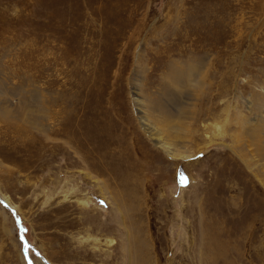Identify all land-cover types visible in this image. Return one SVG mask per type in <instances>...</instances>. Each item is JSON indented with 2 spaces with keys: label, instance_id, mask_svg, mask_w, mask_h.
Returning <instances> with one entry per match:
<instances>
[{
  "label": "rangeland",
  "instance_id": "374dc122",
  "mask_svg": "<svg viewBox=\"0 0 264 264\" xmlns=\"http://www.w3.org/2000/svg\"><path fill=\"white\" fill-rule=\"evenodd\" d=\"M0 82V264H264V0H0Z\"/></svg>",
  "mask_w": 264,
  "mask_h": 264
},
{
  "label": "bare ground",
  "instance_id": "6f19581e",
  "mask_svg": "<svg viewBox=\"0 0 264 264\" xmlns=\"http://www.w3.org/2000/svg\"><path fill=\"white\" fill-rule=\"evenodd\" d=\"M42 52V51H41ZM59 58V57H58ZM44 59V58H43ZM157 69V68H156ZM156 69L155 68H152L151 70H150V74H153L155 71H156ZM167 70H168V72L167 73H169V76H170V78H172V82H171V85L174 87V88H184L185 86H189L190 84H192V81L193 82H195L196 84L198 83L197 81H198V77L200 76V74H201V70H199V69H195L194 71H193V79L192 80H190V79H188L187 78V73L185 72V70L184 69H182V68H179L178 66L176 67V66H174V65H170V66H168V68H167ZM74 71H75V68L74 69H72V72L74 73ZM191 71V70H190ZM97 83V82H96ZM96 83H94V86L96 85ZM0 84H1V82H0ZM21 89V88H20ZM15 90V89H14ZM24 91V90H23ZM3 95V89H1L0 88V95ZM16 95V94H15ZM44 95V94H43ZM42 95V96H43ZM46 95V94H45ZM41 95H39V96H37V95H35V98H34V103H32L31 101H30V103H23V101L22 102H18V104H19V109H18V111H17V115H23L24 116V119H27V120H29V119H31V116L33 115V114H35V112H36V114L37 113H39V116H38V119H39V121H40V123L38 122V121H34V122H32V126L34 127V128H36V129H38L39 130V128L41 129V130H43V125L46 123V121H47V118H48V116H47V113H46V109L47 108H49V106H48V104L49 103H46V98L45 97H40ZM32 98V97H31ZM142 99V97H141V95L140 94H138V95H136V98L134 99V102H135V104L136 105H138L137 107H136V112H137V114H138V119L140 120V126H141V128H142V132L150 139V140H152L153 142H154V144L158 147V148H160V149H162L169 157H180V156H189L190 154H186V153H180V152H177V149H176V147H175V144H174V142H172V141H170L169 140V138L168 137H165L163 134H162V132L160 131V128H158V126H156L155 125V123L152 121V119H151V115H150V113L148 112V110H150V111H152V112H154V111H156L155 109H152V108H148V106H146L144 103H143V101L141 100ZM21 101V100H20ZM48 101H50V100H48ZM71 101V100H70ZM69 101V104L71 105V102ZM2 102V101H1ZM60 102L56 99V102H55V106L57 107L58 106V104H59ZM61 103H63V101H61ZM92 103H94V102H92ZM91 103V104H92ZM52 104V103H51ZM74 105H75V103L73 104V106H72V108L71 109H73V112H71V113H68V116H69V118H70V121L72 120V118L74 117V119L76 118V121L74 122L73 121V125H75L76 126V122H77V125H78V121L79 120H81L82 119V116H83V114H84V111H82V110H80V111H78V114H77V116L78 117H76V116H74L72 113H74ZM87 108V107H86ZM84 109V108H83ZM89 109V108H88ZM99 109V108H98ZM156 109H157V107H156ZM23 110V111H22ZM79 110V109H78ZM65 111V107L63 106V107H61V109H55V111H54V113H53V117L56 119V123H57V126L59 127V126H61V123H62V119H63V116L60 118L58 115H62V113ZM75 111H77V110H75ZM87 113H88V111H86ZM90 113L93 115V117H92V115H88V117L87 118H89V117H92V118H94V121L95 122H98V121H100V119H99V117L101 116V115H103V114H101V112H98L97 110H94V111H90ZM102 113H103V111H102ZM174 114H180L181 113V110H180V108H177V109H175L174 110V112H173ZM0 114L2 115V116H4V117H9V116H11L10 114H9V110H8V108H7V106L4 104V103H0ZM67 116V115H66ZM180 116H182V114H180ZM84 117V116H83ZM65 118V117H64ZM101 118V117H100ZM86 120V119H85ZM30 123V122H29ZM75 126H73V128H75ZM62 128V127H61ZM54 129V128H53ZM56 129V128H55ZM52 130V129H51ZM61 130V129H60ZM45 131H46V129H45ZM44 131V132H45ZM58 130L56 129V132H57ZM47 132V131H46ZM61 132V131H60ZM49 133V132H48ZM138 141H139V139L138 138H135V141H134V143L135 142H137L138 143ZM48 144V143H47ZM54 148H55V154L57 155L59 152H62V153H64V150H63V147L61 146V145H59V144H57V145H55L54 146ZM58 150V151H57ZM56 155H54V156H56ZM69 158V157H68ZM63 159V158H62ZM140 241H141V239H140ZM139 241V242H140ZM145 241V240H144ZM130 242H133V241H130ZM135 243V245H136V243H137V241L136 242H134ZM144 243V242H143ZM131 244V243H130ZM147 243H145V245H146ZM123 245V244H122ZM128 245V244H127ZM135 245H133L134 247H133V249H134V251L130 254V259H129V261H130V263L131 264H148V262H146V260H145V258L143 257L144 255H143V253H141L140 252V250H141V248L142 247H140V248H138V245L137 246H135ZM144 244H142V246H143ZM147 247H148V245H147ZM149 248V247H148ZM122 249H124V248H122ZM132 249V250H133ZM140 249V250H139ZM125 250V249H124ZM123 250V251H124ZM128 250H129V248H128ZM132 250H130V251H132ZM146 251V250H145ZM125 252V251H124ZM151 252V251H150ZM149 253V252H148ZM127 254V253H126ZM127 258H128V256H127ZM148 258V257H147Z\"/></svg>",
  "mask_w": 264,
  "mask_h": 264
}]
</instances>
